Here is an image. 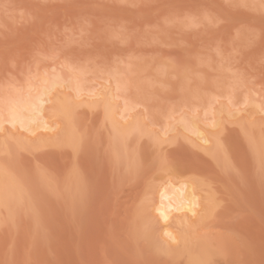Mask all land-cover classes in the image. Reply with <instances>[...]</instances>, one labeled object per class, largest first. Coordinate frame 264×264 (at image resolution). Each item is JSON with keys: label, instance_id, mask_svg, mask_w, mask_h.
I'll return each instance as SVG.
<instances>
[{"label": "rangeland", "instance_id": "obj_1", "mask_svg": "<svg viewBox=\"0 0 264 264\" xmlns=\"http://www.w3.org/2000/svg\"><path fill=\"white\" fill-rule=\"evenodd\" d=\"M237 2L0 0V99L53 73L69 86L48 104L56 136L0 131V182L20 189L0 201V264H264V22ZM77 78L101 94L75 97ZM168 177L203 206L165 246L151 202Z\"/></svg>", "mask_w": 264, "mask_h": 264}, {"label": "bare ground", "instance_id": "obj_2", "mask_svg": "<svg viewBox=\"0 0 264 264\" xmlns=\"http://www.w3.org/2000/svg\"><path fill=\"white\" fill-rule=\"evenodd\" d=\"M60 74L62 75V73H60ZM60 74L59 73H57V74L53 73L50 77H47L49 74L47 76L45 75L41 79L38 87L35 86L36 87L35 90L34 89L29 90V88L31 86H27L28 89H26V91L22 94L18 93L14 96H12V94H11L10 96H7L3 100L0 99V131H2L5 134V132H6L5 129H7L10 126V128H12V130L13 129L16 130L15 132L21 130L23 133H20V136H22L21 134H23V136H24L23 138H26L28 140L33 139V138H38L39 141L42 140L41 137H43V140L45 141V137H46V139H48V137H54V135L56 136L57 135L56 132H58L59 131L58 129H60L59 127L57 128L58 121H56L54 118H52L53 114L52 115L47 114V109L50 108V107L48 108V104H50V102L53 101V98H54L53 96H55L54 93L61 94V93H63L61 91H64L63 88L66 89L69 87L66 84L67 80L65 79V76L64 75L61 76ZM71 74L75 75V73L74 74L71 73ZM71 74H69V75H71ZM77 74H76V77H79V76H77ZM72 75H71L70 79H72V77H73ZM66 76H68V75H66ZM80 78H81V76H80ZM80 78H77L78 81L73 80V81H75L73 83H71L72 80L70 81V79H68L70 81V83L72 84V89L74 90L73 93H74L75 97L84 96V93L82 94V92L85 91V89L82 86L81 81H79ZM81 80H82V78H81ZM31 83H30V85H31ZM33 84H35V83H33ZM37 84H38V82H37ZM116 85H118V84L116 83ZM120 86L122 87V85H120ZM61 87H63V88H61ZM102 87L105 88L107 86L103 85ZM58 88L59 89L61 88L60 92L56 91ZM117 88H119V87L116 86V89ZM70 89H71V87H70ZM31 90H33V91L31 92ZM54 91H56V92H54ZM109 91H110V93L112 92L111 90H109ZM109 91H108V93H109ZM92 92H95V93H92ZM86 93H87L86 97L84 96V98H87V100L85 99L86 100L85 102H89L88 99L91 100V98H96L97 96H99L101 94L100 90H97V91L96 90L95 91L90 90ZM89 93H91V95H89ZM110 96H112L111 98H113V97L115 98V96H113V95H110ZM63 102L65 103L66 101L63 100ZM64 103H62L61 106H60V104H58L54 107V108H56V112L64 113L63 111L67 110L66 109V103L65 104ZM129 104H130V102L128 103V105H123V107H122L123 109H121L120 107L118 109H121V111L122 110L123 111H125V110L129 111L132 109V106H130ZM125 106H127V108ZM67 107H68V105H67ZM116 107H118V106H116ZM124 108H125V110H124ZM112 109L113 108H110V109L108 108V117H109L110 121L113 122V124L115 125L116 124V121L114 120L115 119V117H114V111L115 110L113 111ZM54 114L56 116L55 112H54ZM65 114H66V112H65ZM122 114H120V115H122ZM123 117H125V115H123ZM56 118H57V116H56ZM214 118H215L214 121L211 123L212 127H215L218 123L217 118L216 117H214ZM178 120H179L178 124H180V126L185 131H187L189 134L193 135L195 137L196 141H199V143L201 144V147L202 146L206 147L211 142V139L208 135L209 133L205 132L206 130H204V128L200 127V125L198 124V121L200 119L195 120V119H193V117L192 118L191 117L190 118H185V117L181 118V116H180L178 118ZM5 124L6 125L8 124L9 126L6 128V127H4V126H6ZM69 129L70 128H68V130ZM170 129H167V130L165 129V131L162 133V136L167 134L170 131ZM115 131H117V130H115ZM120 131H121V129H120ZM126 131H128V130H126ZM64 132H65V130H64ZM116 134H118V133L116 132ZM29 136L30 137L33 136V138H30ZM67 136H69V134L66 135V137ZM6 176H7V174H6ZM3 178L1 179V182H0V201L1 202L3 201V203L5 201V205H6L7 200H11V198L14 197L15 190H17L16 191V193H17L18 190H20V189L17 186H16L17 189H15L13 184L7 178H4V179ZM154 190L155 191H153V192L155 193V196H154L155 198H154V202L153 203L151 202V211L154 214L153 217H155L160 223L159 234H160L162 243L165 246H170V245L178 242L181 239L180 235L176 231V228L178 225H180V224H182V225H190L191 224L192 225V223L198 221V218L201 214V210H202V206H203V203L201 201V194H200L199 190H197V188L194 186L193 182H191L188 179H183V178L174 179V180H173V178H170V177L165 178V179L163 178V180L159 184H157V186L154 188ZM20 193H22V190ZM19 197H22V196H19ZM16 198L18 199V197H16ZM3 203H2V205L5 206ZM11 204H13V203H11ZM6 206H8V205H6ZM181 241H182V239H181Z\"/></svg>", "mask_w": 264, "mask_h": 264}, {"label": "snow or ice", "instance_id": "obj_3", "mask_svg": "<svg viewBox=\"0 0 264 264\" xmlns=\"http://www.w3.org/2000/svg\"><path fill=\"white\" fill-rule=\"evenodd\" d=\"M228 7L230 8H248V9H258L262 15V22H264V0H259V4L256 3H248L247 0L245 2H237L230 4ZM252 39H255V32H251ZM261 39H264V27L261 29L260 33ZM159 143V142H158ZM261 174L264 177V157L261 160Z\"/></svg>", "mask_w": 264, "mask_h": 264}]
</instances>
